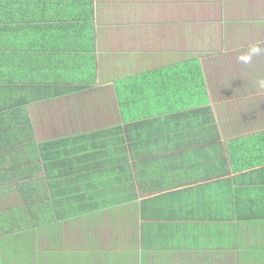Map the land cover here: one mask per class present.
<instances>
[{
	"label": "crops",
	"instance_id": "crops-1",
	"mask_svg": "<svg viewBox=\"0 0 264 264\" xmlns=\"http://www.w3.org/2000/svg\"><path fill=\"white\" fill-rule=\"evenodd\" d=\"M264 0H0V264H264Z\"/></svg>",
	"mask_w": 264,
	"mask_h": 264
},
{
	"label": "clouds",
	"instance_id": "clouds-1",
	"mask_svg": "<svg viewBox=\"0 0 264 264\" xmlns=\"http://www.w3.org/2000/svg\"><path fill=\"white\" fill-rule=\"evenodd\" d=\"M262 53H264V46H262L259 42L252 43L248 46L246 51L237 56V60L248 64L251 63L254 57L259 56ZM257 83L259 87L264 88V78L259 79Z\"/></svg>",
	"mask_w": 264,
	"mask_h": 264
}]
</instances>
